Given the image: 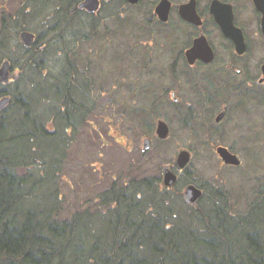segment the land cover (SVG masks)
<instances>
[{"label":"trees","instance_id":"1","mask_svg":"<svg viewBox=\"0 0 264 264\" xmlns=\"http://www.w3.org/2000/svg\"><path fill=\"white\" fill-rule=\"evenodd\" d=\"M74 2L68 0L69 11ZM80 18L73 14L68 20L77 37L75 23ZM80 51L68 44L66 68L48 75L45 82L46 51L26 60L27 69L37 75L31 91L43 92L40 106L49 104V117L59 103L51 116L54 130L45 121V111L34 113L31 91L16 97L18 102L13 94L0 92L11 97L0 111V264H264V180L246 200L233 198L222 187L216 186L212 194L203 190L192 207L203 199L207 202L180 215L173 203L181 200L182 193L171 194L179 181L169 188L162 176L130 178L100 195L109 214L102 236L92 221L97 213L104 214L100 211L87 209L70 220L59 219L54 183L66 156L64 138L88 111L78 97H84L85 89ZM204 104L212 105L208 100ZM13 105H17L15 113L6 117L5 111Z\"/></svg>","mask_w":264,"mask_h":264},{"label":"rangeland","instance_id":"2","mask_svg":"<svg viewBox=\"0 0 264 264\" xmlns=\"http://www.w3.org/2000/svg\"><path fill=\"white\" fill-rule=\"evenodd\" d=\"M20 1L0 0V11L14 10ZM48 1L38 0V4L46 5ZM250 5L248 16L252 14ZM119 9L120 6L111 9V15H115V18L107 22L106 28L101 26L99 32L101 36L112 39L106 41L99 35L101 40L94 47L83 44V51H80L81 82L85 84L82 85L85 89L82 87L84 97H78L86 103L88 111L95 107L94 125L97 130L92 129L90 122L93 114L90 113L85 114L84 120H77L79 124L66 133V156L54 183L59 219L70 220L74 213L87 209L91 212L100 211L104 214L97 213L92 221L93 227L102 236L109 226V214H106L107 207L100 204V195L114 183L121 185L130 178L142 180L162 176L163 179L164 166H173L181 150L190 151L192 158L187 168L179 172V183L171 191L172 195H177L179 191L182 193L181 200L173 203L180 215H185L186 208L189 212L207 202L203 199L196 207L185 203L183 192L189 183L203 186L207 194L222 187L233 198L249 199L264 180V86L258 87V102L243 100L240 108H246L247 112H232L219 127L220 134L215 133L211 126L215 127L214 117L220 109L216 112L210 110L203 100L198 102L196 98L201 96L196 92L194 96L188 77L171 74L169 67L173 59L163 58L165 49L157 36L152 35L150 38L145 30L141 33L133 27L141 26L143 15L140 12L136 9L124 12ZM42 26V22L36 21L32 28L41 30ZM83 31L88 33L87 29ZM12 36L14 29L7 32L6 40L1 41L0 60H11L15 67L14 73L20 70L23 77L16 82L0 84V92L13 94L18 102L16 97L31 91L37 84V75L35 70L27 69L25 51ZM253 50L256 53L254 62L262 64L264 42L261 36ZM44 63V68L49 63L54 65L49 71V74L53 72L51 75H54L60 70L62 62L53 54ZM30 72L32 76L27 82L23 78ZM49 74L44 73L47 75L44 82ZM171 91L180 100L179 108L172 104L174 99ZM42 94L41 90L35 89L29 98L35 103L34 113L45 111V121L52 131L55 123L51 116L57 113L59 103L49 117L50 110L46 107L49 104L40 106ZM16 107H9L5 111L6 117L15 113ZM158 119L170 126L166 140L156 134ZM243 134L250 136L244 138ZM146 137L152 140V147L144 151ZM220 145L238 155L241 164L236 167L226 165L216 153V147Z\"/></svg>","mask_w":264,"mask_h":264},{"label":"flooded vegetation","instance_id":"3","mask_svg":"<svg viewBox=\"0 0 264 264\" xmlns=\"http://www.w3.org/2000/svg\"><path fill=\"white\" fill-rule=\"evenodd\" d=\"M74 1L73 10L70 11L68 0H60V4L50 5H36V0H21L14 10L0 11V42L6 40L7 32L14 29L12 37L18 40L19 47L25 51L26 60H30L35 53L45 50V61L53 54L61 60L60 70H58L61 72L64 67L66 68L68 44L72 43L76 49L79 48L83 51V44L94 47L101 38L110 41L112 38L109 36L100 38L98 33L101 26L106 28L107 22L115 18V15H111V9L114 6H120L119 10H123V12L136 9L143 17L141 26L134 25L133 27L139 29L141 33H144L145 30L150 38L152 35L157 36V40L165 49L163 58L173 59L169 67L171 74L175 77H188V83L193 86L194 96L195 92L201 96L196 100L198 102L208 100L212 104L210 110L214 109L217 112V109H220L214 117L215 127L211 126L215 133L220 134L219 127L232 112L239 113L241 110L247 112L246 108H240L243 100L252 99L251 101L257 100L258 102V87L264 86V81L260 82L263 78L262 65L264 62L262 64L254 62L256 53L253 49L259 36L264 42V33L261 30L263 15L257 9L254 0H194L196 12L192 21L187 20L181 13V9L185 8L183 5L191 0H136L134 2L131 0H99L100 5L96 12H90L88 9L80 7L84 0ZM163 1L168 3L166 19H163L157 12L158 5ZM249 3L252 7L250 16L247 15L250 11ZM73 14H79L81 17L75 23L80 37L75 36L69 27L68 20ZM231 15L234 26L241 30L244 37L245 51L243 53L237 51L235 41L225 35L217 20L218 16L228 22ZM36 21L42 22L41 30L32 28ZM127 22L131 24L129 20ZM84 29H87L88 33H83ZM23 32L34 34L35 38L31 46H26L23 43L21 38ZM89 34L92 35L89 36ZM199 39L203 44L202 49H206L207 45L212 49L213 59L206 62L198 58L194 63H190L187 51ZM36 44L38 45L37 51H35ZM93 47L90 49L91 51ZM6 60H0V68ZM9 61L11 64L10 76L17 77L15 80L11 78L10 81L16 82L22 74L18 69L17 73H14L15 67L12 61ZM53 66L49 63L45 67V72L49 74ZM52 73L50 72L49 75ZM8 83L0 82V84ZM171 95L174 99L172 104L179 108L180 100L176 93L171 91ZM94 109L95 107L91 111H87L86 114H93V120L90 123L92 129L97 130L94 125ZM222 112H224L223 118L217 121V117ZM85 118L83 116L81 121ZM249 136L250 134L242 135L244 138Z\"/></svg>","mask_w":264,"mask_h":264},{"label":"water","instance_id":"4","mask_svg":"<svg viewBox=\"0 0 264 264\" xmlns=\"http://www.w3.org/2000/svg\"><path fill=\"white\" fill-rule=\"evenodd\" d=\"M136 1V0H131ZM254 3L262 13V23L261 30L264 33V0H254ZM100 1L99 0H84L80 7L88 9L90 12H96L99 9ZM215 5V4H214ZM167 6L168 3L163 1L157 7V12L163 18H167ZM185 8L181 9V13L185 15L187 20H193V15L196 12L195 10V1L191 0L189 3L183 5ZM189 7V8H188ZM219 15V13H217ZM217 20L220 22L222 29L226 36L230 37L235 41L237 46V51L239 53H243L245 51V41L240 29L236 28L233 23V16L231 15L228 22L223 21L217 16ZM21 38L23 43L26 46H31L34 42V34L30 32H23L21 34ZM203 44L199 39L195 42L194 46L187 51V57L190 63H194L196 59L201 58L202 60L209 62L213 59V51L207 45L206 49H202ZM10 61L6 60L3 62L0 68V82L8 83L10 78L14 80L17 78L16 76H10ZM263 78H261L260 82L264 81V64L262 65ZM11 101V97L6 95L0 98V111L4 110ZM224 116V112H222L218 117L217 121L221 120ZM156 132L159 138L167 139L170 133L169 125L164 120H159L157 123ZM152 146V141L150 138L144 139V150H149ZM216 153L219 157L224 161L225 164L238 166L241 164V159L238 155L233 153L226 146H218L216 148ZM192 158V154L188 150H181L175 160V164L173 166H164L163 168V182L165 186L171 188L177 184L179 180V172L185 170L189 165ZM203 196V190L199 186L194 183H189L185 186L183 197L185 202L196 205Z\"/></svg>","mask_w":264,"mask_h":264}]
</instances>
